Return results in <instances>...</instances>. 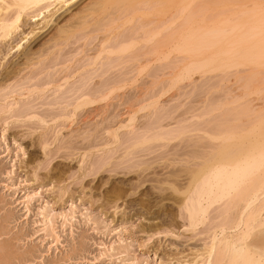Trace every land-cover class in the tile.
<instances>
[{"label":"bare ground","instance_id":"6f19581e","mask_svg":"<svg viewBox=\"0 0 264 264\" xmlns=\"http://www.w3.org/2000/svg\"><path fill=\"white\" fill-rule=\"evenodd\" d=\"M251 2L252 0H0V41L9 40L13 34L17 33L20 24L24 22H22L23 15H28L30 19L41 15L36 20H39L37 24H41L42 29L48 27L47 25H53L43 41H31L27 50L24 49L23 61L10 62L7 70L4 69L2 72L0 119L3 120V115L8 114V117H12V122L21 118L26 122L31 121L29 123L34 121L33 123L40 128L39 138L37 135L35 137L37 143L41 145L43 155H47V150L45 151L47 141L52 143L49 135L45 137L48 129H53V141L57 142L62 136L63 129L77 131L85 128L86 132L83 131V133L86 134V139L94 135L91 136V141L88 140L91 142V144L88 143L90 146L84 145V148L86 146L88 148L73 151L76 155L73 160H76L74 161L78 164V170H81V178L88 174H85V170H89V173L99 170L111 173L117 168L123 169L125 173H132L130 171L141 169V173L143 169L146 171L152 168V164L158 162V159H171L169 161L173 160V163L168 162L171 164H176L178 161L182 168L178 167L177 163V168L173 165L174 168L170 170L173 166L169 164L168 171L161 172L163 174L166 172L165 178L160 174V179L164 178L172 189L181 194L177 209L178 216L183 219L181 221H185L183 226L192 230L190 232L194 230L195 235L198 228V232L200 229L204 234L206 232V241L203 240L205 242L204 244L202 242L201 248L195 249L197 253L194 251L199 257L197 260L196 255H193L195 264L196 262L233 264L236 260L260 264V261L264 259V230L260 227L264 223V173L257 168L254 174L248 176V171L253 158L258 165L260 151L264 146V41L261 39L258 19L253 18L246 8L233 7V5ZM87 10H90L91 14L90 12L88 14ZM88 25L92 26L91 30ZM86 27L93 31L90 36H87L88 33L84 35L90 32L85 30ZM35 28V26L31 28L21 38L28 40L27 36L32 35ZM76 34H82L79 35L81 38L78 36L81 42L82 39L84 41L83 35L88 37L85 38L86 40L98 37V43H94L96 47L93 45L95 47L93 51L87 52L88 54L77 67L75 62H70L69 65L64 64L65 60H62L63 65L60 63L58 68L48 70L49 73L45 75L48 78L43 80L42 77L45 78V76L39 70L46 64L49 67L48 59L51 62L49 67L51 68L52 63L58 61V64L61 58L58 60L54 57L57 59L56 61L53 58L56 61L54 62L53 59L51 60L54 54L51 53L58 51L63 43L68 45V40ZM76 39L74 40L77 42ZM14 45L16 50L22 47V44L18 42ZM40 46L43 48L41 49ZM14 47L11 46L10 49ZM65 47L62 46V49ZM80 47H76L75 50L79 51ZM45 52L48 53V57L46 55L48 59L43 58L48 61L46 64L44 60H41ZM81 55L80 58L84 57ZM78 57L77 61L74 59L76 62ZM41 61L44 65L39 67ZM71 63H75L74 68ZM35 67H39L38 74L37 70L34 71ZM27 68L29 71L25 72ZM30 69L35 75L43 76L36 79L37 76L33 75L34 73L31 76ZM23 71L25 74L29 72L30 77L35 76L36 81L40 79L42 81L34 82L33 79L32 86L20 85L24 91L18 92L15 89L20 86L17 88L15 82L17 76H21ZM213 71H216L215 74L208 76L213 79L212 77L219 72L216 76L218 79L214 77V82L210 80L209 83L208 76L205 74ZM230 71L234 75L235 84H233L238 85L241 91H231L237 87L230 89L228 86L230 83L224 84L225 88L222 86L225 91L222 94L223 90L219 86L221 83L219 84L218 81L224 75V80L220 81H224L222 84L225 83V76ZM29 74H27L28 77ZM194 74H197L196 78H199L198 75H205L208 81L202 79L205 78L204 76L200 78L199 83H196L194 76L193 80L196 84L194 83V86L190 84L191 88H197L196 91H198L199 88L207 87L208 83L210 88L211 86L216 88L217 85L219 88L216 91L213 90V93L218 91V94H215L216 97H208L206 94L208 98L199 100V105L195 104L197 107L195 105L193 107L192 104L190 106V101L188 105L186 102L185 106L183 100L182 104L179 101L178 104H175V101L172 102L173 104L168 103V100H172L171 95L168 100L166 99L168 105L166 101H164L165 104L161 102L162 98H159L158 93L162 92L159 86L164 88L168 82L173 86L182 80L191 82ZM164 75L169 77L163 78ZM230 76L228 75L229 78ZM28 77L26 76L25 79ZM30 77L29 79L32 80ZM146 80L148 83H153L156 88L152 86L153 89H143L145 86H142L141 82L145 81L147 85ZM201 80L207 84L204 83L205 86H202ZM199 84L202 87H195ZM157 87H159L158 90ZM179 87L183 86L179 84L172 89L177 88L179 93ZM134 88L139 91L135 90L137 96L134 93L130 95ZM202 89L200 92L207 91L209 87L203 91ZM228 89L230 91H227ZM144 90L147 91L144 92ZM140 91L145 94L138 96ZM181 92L176 95L179 97ZM196 93L194 95L191 93L190 96H197ZM253 94L256 96L254 97ZM115 96L116 98L118 96L120 100L123 99L119 101L118 106L121 104L124 106L126 103L127 110H122L123 112L115 110L118 107L112 102ZM174 96L173 94V99ZM183 96L185 95L180 98ZM130 97L135 101L132 98L129 101ZM37 98L41 99L39 101H42L40 102L42 105L49 107L32 111L31 101ZM186 98L188 100L190 97ZM22 106L26 108L23 112L22 109L20 110ZM98 110L101 112L98 113L104 116L101 115L100 119L93 120L94 116L98 117L99 114H96ZM82 112L83 115L85 113L84 118L79 120L78 116H81ZM94 113L95 115L91 117L90 115ZM139 116L144 117L142 121L139 120ZM5 120L7 121V118L3 121L6 122ZM95 131L102 134L99 136L101 141L97 144L98 134ZM77 135L81 136L79 133ZM44 137L49 139L46 141ZM81 139L83 140V137ZM94 139L95 143L92 141ZM140 152H145V156L156 152L155 159L150 160V157L145 159ZM95 153L96 159L93 157ZM167 154L171 157L168 155V158ZM164 162L155 167L163 166ZM151 170H149L150 173ZM149 171L146 173L148 174ZM118 172L120 171L116 174ZM155 172L156 170L152 173L156 174ZM140 173L138 171L136 175L139 177ZM145 176L146 174L141 176V179L143 180ZM179 177H182L180 180L184 182L177 186L176 181ZM41 183V180L36 178L31 186L38 187ZM70 190L66 185L58 187L56 199L60 201V204L63 205L72 200L74 196ZM169 198L173 199V196ZM32 199V194H25L23 203L27 210ZM174 199L176 201V196ZM211 211H215V214H211ZM40 213L44 227H49L51 232L54 231V218L60 215L64 221L68 219L66 213L52 212L51 208H41ZM171 223L173 224L172 221ZM182 224L179 226L181 227ZM199 225L202 226L198 227ZM152 228L145 229L151 232ZM159 228L162 227H158L157 230H160ZM157 230L154 229V231ZM189 235L193 234L189 233ZM241 248L244 249L243 253L239 251ZM191 259H188V262L193 260Z\"/></svg>","mask_w":264,"mask_h":264},{"label":"rangeland","instance_id":"374dc122","mask_svg":"<svg viewBox=\"0 0 264 264\" xmlns=\"http://www.w3.org/2000/svg\"><path fill=\"white\" fill-rule=\"evenodd\" d=\"M89 12L90 10H87L88 14ZM27 16L28 15L22 16V22L23 21L24 22L20 24V27L17 30V33L13 34L11 39L5 40L4 42L0 41V77H1L2 72H4V69L7 70V66H9L8 64L10 62L12 63V61L17 62L18 60L19 61L24 60L22 59V57L24 56V49L27 50L29 44H31V41L33 42L35 41L40 42L41 40L43 41V39L47 37L48 33L53 28V25H47L48 27L46 28L43 27L44 29L43 30L41 28V24H37L39 20H36V19L40 17L41 15H39L38 17H32L31 19ZM34 26L36 28L34 30V33L32 34L33 37L32 35L27 36L29 41L27 40V38L26 39L21 38V37H24L25 33H27ZM39 29H41V31ZM86 29L88 30V27H86L85 30ZM89 29L90 30L92 29L91 25L89 26ZM92 32L93 31L86 32L84 33V35L85 34L87 35L88 33L87 36H90ZM79 35L81 36L82 34H76V36H74L75 38L74 37L70 38L68 40V45H66L67 43L66 44L63 43V45L60 46V49H59L60 51L55 50L54 52L55 53L57 52L56 53L57 56L55 55L54 52L51 53V54H54L51 56V60L54 57H56L58 60L60 57L62 58V59L60 58V61L58 64H57L58 62L57 59L54 58L56 59L57 62L53 59L54 62L56 63H52L53 67L51 68H49L51 62L47 58L48 53L45 52V56L43 55L41 60H44L45 64L48 63L49 61V67L47 66V64L46 65L43 64L45 68L43 67L40 70L38 69L40 73L41 74L43 73V75L45 76L49 73L48 70L52 71L54 70L55 67L58 68L60 63L61 65H63L62 64L63 62L64 64L75 62L76 64L75 63L73 64L71 63V64L72 66L75 64V66L77 67V65L81 63L83 58L86 57L85 55L92 52L93 51L92 49H94L96 47L95 45L98 43L97 41L98 37L94 39L91 38V39L86 40L88 37L83 35L82 38H84V41L82 39V42H84V44H87V45H84L81 42V39H78ZM80 36L79 38H81ZM96 36H99V35H96ZM19 39L21 41H19ZM74 39H76L78 43ZM26 40L27 42H25ZM72 40L75 41V43ZM17 42L22 44V47H21L22 49L20 48L16 50V47H14L15 46L14 44L15 43L17 44ZM69 43L71 44V46L69 45ZM94 43L96 44L94 45ZM64 44L66 45V47L64 46ZM80 44H81V47H80ZM93 45L95 47H93ZM11 46H13L14 48L10 49ZM62 46L65 48L62 49ZM78 46L80 47L79 51L77 50L78 54L81 55L82 53L83 54L85 53L84 55L82 54L84 56V57H81L82 59L80 58V55L76 54L77 51L75 50V48L76 47L78 48ZM40 48L42 49L43 47L40 46ZM82 48H85V49H82ZM80 50H84V51L80 52ZM21 53L23 54L21 55ZM70 54L71 56L74 54L76 55V56L75 55L72 56L73 60ZM68 55L70 59L69 57L67 58ZM44 57H46L48 61L46 60V58L43 59ZM77 57H78V62H76ZM65 58L68 60H66ZM74 59H76V61ZM62 60H65L66 62L65 61L62 62ZM42 62L43 61H41L40 64ZM43 65L41 64L39 67ZM75 66H73L72 68H74ZM39 67H35L36 69L34 71H36L37 68ZM42 69L44 70V72ZM45 69L47 70L45 71ZM27 70L29 71V69L27 68L25 69V72ZM38 70L36 71L37 74L39 73ZM165 70L166 69H164V71ZM34 71L33 70L31 71L30 73L31 76H32V73H34ZM232 71H230L228 74V75H231L230 76L231 78H229L228 75H226L225 83L223 84L222 82L224 81L221 82L220 80L221 79L224 80V77H223L224 75H222L223 78L221 77V75H219V77H221V79L218 81L219 84L221 83L219 86H221L220 88L223 90V88H225V86H223L224 84L228 85L231 83L233 87L231 86V84L228 85L230 86V89L237 87L236 89H233L231 91H234V90H236L237 92L241 91V88L239 90L238 85L236 86L234 85L235 82H234V75ZM23 72L21 73V76H17V79H16L17 81L15 82L17 84L16 85L17 88L20 85L25 87L24 85L26 84H27L26 86L28 87L32 86L34 84V83L32 84V81L35 78V76H37L36 79L39 78V76L40 77L43 76L40 74L35 75L34 73L33 75L35 76L30 77L29 72H27L26 74L25 72L24 73ZM214 72L216 71L209 72L205 75L208 76L210 74H213ZM27 74H29V77L32 78V80L29 79ZM217 74H219V72L216 73V76ZM195 75L197 74H194L192 76L190 80L191 82L187 80L186 81L182 80L183 82L180 81L176 83L177 87L179 84L183 86V87L178 88L179 93L182 91L181 92L182 94L180 95L181 97L182 95L186 96L189 90V93L186 96V97L188 96L190 97L188 100H186L187 98L185 96H183V98L185 97V100L183 98H180V96L178 97L177 95L179 93L177 91V88H175L176 91L173 90L174 86L176 85L171 86L168 84L170 82H168L167 86L165 85L167 88H165V86L164 88L163 87L161 88V86H159L160 88L157 87V90L159 88L162 93H165L166 91V93L163 95L162 93L160 94V92L158 93L160 95L159 98L160 99L162 98L161 102L164 103V101H166V99L168 100V98H170L169 96L171 95L172 97L170 99L172 100H168L169 102L166 101L167 105L170 102L171 104H173L172 102L174 101H175V104H178V101L180 102V104H182V100H183V102H185L184 103L185 106H186V102L188 105L189 104L188 102L190 101V106L192 104L193 107H195L196 106L195 104L197 103V106H198L200 103L199 100L201 101V99L203 100V98L205 99L208 97H212V98L216 97L215 94H218V91L213 93V90L216 91V89H218L219 86L216 85V88L213 86H211L210 88L209 86L210 80L215 79L214 77L216 76H213L212 77L213 79L210 78L211 76H208V80H209L208 81L206 79L207 76L205 75H204L205 78H202L204 76H199V75H198L199 78H196L197 76ZM24 76L25 77L27 76L28 77L27 79L29 80L25 79ZM19 77L20 79L18 80ZM168 77L169 76L167 75L163 76V78H168ZM193 77L195 78L196 83L200 82V78L205 79L206 82L208 81L209 83L207 87H209V89L212 91L210 92L209 89H206L207 87H204L203 89H206L207 91L209 90L208 92L205 90L204 92L202 88H199V89L200 90L202 89L203 92H200V90H198L199 92L196 91L197 88L193 87L196 84L195 80H193L194 79ZM46 78L48 77L47 76H45V78L42 77L43 80ZM216 78L218 79V77ZM26 80L28 82H26ZM147 80L150 81L151 79H147ZM13 81H15V79ZM35 81L36 80L34 79V82ZM148 81H147L148 86L146 85L145 81L144 83L141 82L142 83L141 85L145 86L143 87V89H146V88L153 89V87L156 88V86H154L153 83L151 84V82H149L151 84L149 85ZM226 81H228V83ZM186 82H188L187 85H186ZM216 82L217 81H215V83ZM183 83H185V85H183ZM204 83L205 82L201 80V84H203L202 86H205L207 84L205 83L204 85ZM190 84L193 85L192 87L194 90L191 88ZM21 86L19 88H21ZM170 86H171V90L169 89ZM197 86H201V85L199 84V85H196L195 87ZM23 87L21 89L18 88L15 90H18V92H23L24 91ZM190 88H191V92H190ZM135 90L136 92L138 91V89L134 88L133 91L131 90L132 93L130 95H132L133 93L135 94ZM146 91L147 90H144V92ZM185 91L186 93L183 94V92ZM227 91H230V90L228 89ZM222 92H223L222 94L225 93L224 90ZM191 93H193L192 95L196 93L197 96L195 95L192 97L190 96ZM211 93H213V95ZM141 94L143 95L145 93L140 91V93H138V96H141ZM173 94L176 96V97L174 96V99H173ZM206 94L208 97H206ZM220 94L219 96H221ZM135 96H137V94H135ZM255 96L256 95H254V97ZM132 97L136 98L134 96ZM132 97L129 98V101ZM39 100L37 98L33 102L31 101L32 111L33 110L38 111L41 108L45 109L49 107L47 105H42L40 103L42 101H39ZM112 100H113L112 102L114 103V105L118 106L119 101L121 102L123 99L121 98L120 100L118 96L117 98L115 96V99L113 98ZM133 101H135V99H133ZM255 102L258 103L259 101H255ZM126 105L127 104L125 103L124 106L123 104H121L118 107L116 106L117 108H115V110H120V112H123L127 110L128 108ZM52 108H55V107H52ZM25 109L26 108L24 106L20 108L22 112L25 111ZM99 111L100 110H98L96 114ZM143 112H146V111H143ZM80 115L81 116H78L79 120L81 118H84L83 112L80 113ZM92 115H95V113L91 114L90 116L93 117ZM101 115L100 114L97 115L98 117L94 116L95 118L93 117V120L94 119L96 120V118L100 119ZM3 116H4V119L7 118V121L5 120L7 123L3 121L4 119L3 120H1L2 118L0 119L1 121H3L2 123L0 121L1 123L0 124V264H195L194 262L195 258L193 259V255L195 256L197 253L195 249H197L200 246L202 247V242L204 244V242L207 239V235H206V232L204 234L203 230L201 229L198 232V229H199L198 227L202 225H199L197 227L198 229H197L196 235L193 233L194 230L193 232H190L192 230H189L185 226H183L185 221L184 222L181 221L183 219H180L181 217L178 216L179 214H178L177 206H178V201L181 198L180 197L181 194L175 191L174 189H172L169 183L164 181V178H165L164 174L166 175L169 164L173 163V160L171 162L169 161L171 159L164 158L162 160L158 159V162L153 163L154 166L152 164V168H149V170L150 169L154 171L156 170L155 173L158 175L153 174L152 172L154 171L152 170L150 173L148 169L146 170V171H149L148 174L146 173V171H144V169L140 173L141 169H138L136 171L137 172L139 171V173L141 174V175L139 174V177H138V175H136L137 172L135 170L130 171L132 173L127 172L128 173L127 174L125 173L123 169L116 168L115 169L116 171L113 170L111 173L108 171H103V170L102 172H100L99 170L97 171L98 173L95 172L96 173L95 174L94 172L90 171V173H94L92 175L88 172L89 170L88 171L85 170L86 171L85 174L87 173L88 174L86 176H83V178H81L80 176L81 170H78V164L75 162L76 161L75 159H74L75 161L73 160V158H75L76 156L74 152H76L77 149L78 150L86 149L88 148V146L84 148L85 147L84 145L91 144L90 139H92L91 138L92 135L88 136L86 139V136H85L86 134L83 133V131L86 132V130H84L85 128H81L80 130H77V131H75V129L73 131L72 130L70 131L68 129H63L61 131L62 136L60 137L59 141L57 140V142L53 141V136H54V131H52L53 129L52 130L51 128L48 129L47 130L48 132H46L47 135L45 134V137H48L49 135L50 141L52 143H49V141H47V139L49 138L46 139L44 137L48 145H47V148H45V151L47 150V155H43V150L41 148V145L37 143L38 142L37 138H39L38 134L40 132V128H38L36 124L33 123L34 121L32 123H29L31 121L26 122V121L21 120L22 119L21 118L18 121H14L15 122L14 123L11 121L12 117H8V114L6 116L4 114ZM139 117H140L139 118L140 121H142V118H144L141 116ZM33 130L34 132H32ZM95 132L96 134H98L97 131ZM78 133L79 135L81 134L80 137H78L77 135ZM100 133L97 135L98 137L96 136V144L100 143L101 141L99 140V136L102 135V134L100 135ZM36 135H37V138L35 137ZM82 137H83V140L81 139ZM97 140H99V142H97ZM92 141L93 143H95L94 142L95 139ZM68 152L69 153L73 152L72 154H74L73 155L74 157L72 156L71 153L68 154ZM140 153L141 155L143 154L142 156L143 158L150 157L149 158L150 160H153V158L155 159L154 156L156 155V152L150 153L146 156L144 155L145 152L144 153L140 152ZM94 155H96V157ZM94 155L93 157L96 159L97 154L95 153ZM168 155L171 157L170 154H167L168 158H169ZM94 158H93V161H95ZM175 158L178 159L177 156H175ZM163 161L166 162V163L164 162V165L166 168L163 167L164 165L155 167V165H159V163L163 164ZM168 162H171V163H168ZM177 163L178 161H176V164ZM176 164L174 163L171 165L172 166L174 165L176 167L177 166ZM174 166L171 167L170 170L174 168ZM180 166L182 165H179L178 163V167ZM153 167L155 168L153 169ZM165 170L166 172L164 174L161 173ZM117 171H120V172L116 174ZM121 171L123 173H121ZM145 174L147 177L146 176L143 177V180H142L141 176ZM160 174L164 178L160 179ZM181 174H183V172H181ZM150 176L153 178L152 180L150 179L151 178ZM154 177H156V179ZM36 178L41 180L42 182L41 185H39L38 187L36 185L31 186V183ZM180 178L182 179V177H179L178 178L179 180L177 179L178 181H176L177 186L182 185L184 182L183 180H180ZM59 179L61 180L60 182L57 181ZM162 179L163 181H160ZM48 180H51L52 182H49ZM148 180H150L151 182ZM155 180L157 182H155ZM141 181H145V182L143 183ZM61 185H66L68 190L71 189L70 191L72 192L70 193H73L72 195L74 196L72 200H69L67 203L63 205L60 204V201L56 199V195L58 194L57 189ZM28 193L33 195V199L30 201L29 209L27 210V208L25 207L23 203V200H24L25 194H28ZM82 193L83 194L85 193V195H82ZM166 196L168 197L173 196V199L176 196V201L175 199L174 201L171 198L168 199V197ZM178 196L179 198H177ZM80 198L82 201L80 200ZM44 207L46 209L51 208L52 212L66 213L68 219L64 221L63 217L60 215L54 218L53 219L54 231L51 232L49 227H44L43 225V221H42L43 218L40 213V210L41 208H44ZM214 212L215 211H211L210 213L215 214ZM171 221L173 222V224L171 223ZM167 222H170V223H167ZM174 222L177 224L178 223L180 224L183 223V224L180 227L179 226L180 224L177 225ZM150 223L152 224V226ZM167 225H170V226H167ZM149 227L150 228L154 227L152 228L153 231L151 229L152 233L150 232V230L149 231L146 230V229H149ZM156 227L157 228L162 227V228H159L162 232L160 230H157ZM184 227L186 228L185 229L186 231L184 230ZM204 227L205 226H203V229H205ZM154 229H156L159 232L154 231ZM189 233L193 235L190 236ZM204 235H206L205 236L206 238L203 237ZM191 253H195V254H191ZM195 257L198 260L199 257L197 255ZM188 259H191L192 261L188 262ZM196 263L199 264L200 262H196Z\"/></svg>","mask_w":264,"mask_h":264},{"label":"snow or ice","instance_id":"6c2138e0","mask_svg":"<svg viewBox=\"0 0 264 264\" xmlns=\"http://www.w3.org/2000/svg\"><path fill=\"white\" fill-rule=\"evenodd\" d=\"M233 7L246 8L250 11L253 18L258 19L261 39L262 41H264V0H252L251 3L244 4V5H233ZM257 168L260 172L264 173V146H262L261 151H260L258 165L255 159L253 158V163L249 168L248 176H251L252 174H254ZM260 227L262 230H264V223H262ZM239 251L243 253L244 249L241 248ZM233 264H252V262L236 260L233 262ZM260 264H264V259L260 261Z\"/></svg>","mask_w":264,"mask_h":264}]
</instances>
